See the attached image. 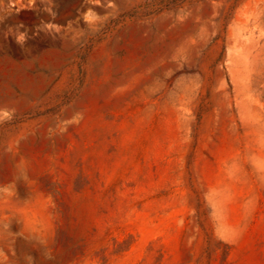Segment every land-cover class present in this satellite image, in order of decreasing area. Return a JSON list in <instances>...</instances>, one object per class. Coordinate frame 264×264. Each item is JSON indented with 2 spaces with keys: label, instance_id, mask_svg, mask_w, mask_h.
<instances>
[{
  "label": "rangeland",
  "instance_id": "374dc122",
  "mask_svg": "<svg viewBox=\"0 0 264 264\" xmlns=\"http://www.w3.org/2000/svg\"><path fill=\"white\" fill-rule=\"evenodd\" d=\"M0 264H264V0H0Z\"/></svg>",
  "mask_w": 264,
  "mask_h": 264
}]
</instances>
